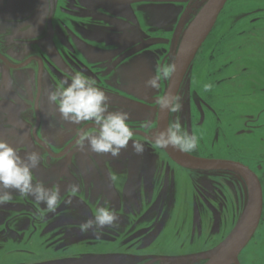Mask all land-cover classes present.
<instances>
[{"label": "flooded vegetation", "instance_id": "1", "mask_svg": "<svg viewBox=\"0 0 264 264\" xmlns=\"http://www.w3.org/2000/svg\"><path fill=\"white\" fill-rule=\"evenodd\" d=\"M150 1L174 6L182 4L188 6L187 10L191 6L198 5V0H0V141L7 142L21 156L26 152H39L43 158L41 171L46 167L44 165L46 158L52 162L64 161L65 166L60 169L58 179L54 176L53 167H48L51 171L48 179H40L38 177L41 174L36 173L38 180L44 185L58 186L62 201H67V203L62 202L55 213H47L44 218L37 216V208H42L43 205H37L33 199L29 201L30 206H19L15 202L0 204V209L15 210L20 222V226L17 224L15 226L14 223L7 226V221H0V234L3 232L7 234V230L13 231L14 236L20 233V240L26 239V243L32 246L3 250L6 244L0 243V264H7V259H16L19 256L36 264L43 256L39 250L41 246H55L61 242L64 244V253L55 254L58 256L54 260L56 264H159L167 259L176 260V255L175 257L165 254L166 251L160 241L159 243L149 242L147 240L149 235L147 239L146 237L126 238L124 244L129 248L124 251H120L118 246L111 252L104 253L101 248L105 243L108 247L117 246V240L124 239L118 238L120 229L133 231V235L134 230H147V233L156 230L157 232L161 231L165 222L161 217L163 210L151 212L156 203L145 209L141 208L140 202L143 201V197L150 200L149 188L153 185L152 161L149 156L151 147L148 143L152 144L150 131H158L159 127L160 110L157 108L156 98L166 94L171 78L161 82L163 87L161 91L147 87L145 82L156 74L161 64L170 62L175 64L183 36L177 49L174 47L172 61H167L168 58L164 57L155 62L154 56L158 54V50H154L156 45L151 49V46L147 45L149 42L140 34L135 36L130 25V19L134 20L137 17L132 13L133 6ZM120 10L124 13H120ZM183 13L175 25V34H179L181 29ZM165 31L172 32L173 29L167 27ZM136 41H140L138 43L141 45L137 46ZM191 66L192 64L176 95ZM75 72H80L96 81V85L108 95L111 111L122 109L130 114L128 124L134 130L133 139L137 137L147 143L143 155L133 152L131 142L129 147L122 150L117 157L97 154L87 147L81 149L78 146L81 132L93 131V126L89 123L74 125L64 121L56 105L48 99L49 92L69 73ZM136 108L142 112L156 113L157 111V113L154 117L149 116L139 121L134 115ZM171 115L172 112L169 111L168 127L174 122ZM150 118L152 122L150 128L144 127ZM162 150L167 154L164 149ZM187 153L199 156L194 152ZM141 164L144 170L142 180L139 172ZM176 164L196 172L232 171L195 170ZM71 165L78 172L77 174L71 171ZM234 172L244 176L238 171ZM257 176L259 177L258 174ZM50 177L52 180H49ZM244 178L246 179L245 176ZM259 179L262 184L260 177ZM73 184L79 185V191L76 193L70 191V186ZM142 193L145 196H141ZM186 195L194 201L195 205L198 203L196 196L187 193ZM159 199L160 197H158L160 203ZM180 199L182 200V195ZM105 202L116 211L119 221L116 227L105 228L104 231L114 230L116 236L103 239L88 236V234H94L92 231L82 233L79 230V224L92 217L97 206ZM183 211L187 213V207L181 210V213ZM154 214L158 215L151 220L150 216L152 215L153 218ZM139 215L144 222L134 221ZM179 227L182 228L183 225ZM187 230L190 232L191 227ZM104 231L97 233L101 235ZM183 232L187 233L181 229L180 234ZM57 233H60L62 237L55 238L53 235ZM42 234L43 236L50 234L54 238L35 237ZM130 235L128 231L126 236ZM16 239L18 240L19 237L14 238V241ZM72 245L78 247L71 248ZM87 246L92 249L87 251ZM133 246H138V249L135 250ZM151 249L157 250L156 253ZM68 250L72 252L67 254ZM159 251H164V254ZM208 251H197L196 254ZM201 261V264H204L207 260ZM239 262L242 264L240 260Z\"/></svg>", "mask_w": 264, "mask_h": 264}, {"label": "rangeland", "instance_id": "2", "mask_svg": "<svg viewBox=\"0 0 264 264\" xmlns=\"http://www.w3.org/2000/svg\"><path fill=\"white\" fill-rule=\"evenodd\" d=\"M206 1L198 0V5L191 6L188 10V6L182 4L174 6L150 1L133 6L132 13L137 17L134 20L129 17L127 19H130L131 29L134 30L135 36L140 34L151 43L147 44L151 46V49L156 45L154 50H158V54L154 56L155 62L164 57L168 58L167 61H172L174 49H177L181 37L184 38L194 17ZM182 12L184 16L182 25H180L181 29L179 34H175V25ZM120 13L124 11L120 10ZM167 27L173 31L166 32ZM138 42L140 41H136L137 46L140 44ZM204 84H211V90L204 91ZM162 89L163 87L159 91ZM178 95L181 97L182 109L179 113L172 112L171 117L173 121H180L182 129L195 133L200 138L199 147L193 152L202 157L237 160L248 165L262 180L264 198V0H228L226 2L211 34L193 61ZM141 112L136 108L134 113L139 121L149 116L154 117L157 113V111L156 113ZM136 140L147 146L142 139L136 137ZM148 145L151 147L149 156L152 161L153 185L151 188L148 187L150 200L143 197L140 203L141 208L145 209L156 203L151 212L163 210L161 216L162 219L164 218L162 221H165L164 224L162 223L163 227L161 231L151 230L149 233L147 230H134V235L133 231L119 228L118 238L124 239L117 240V246L108 247L105 243L101 248L104 253L111 252L118 246L120 251H124L129 248L124 244L126 238L143 239L146 237L147 239L149 235L147 240L151 243L160 241L166 255L179 257L175 256L176 260L167 259L159 264H201V258L181 255L192 256L197 255V251H208L217 247L227 237L247 205L248 183L244 176L234 171L196 172L184 169L178 166L161 148H156L149 143ZM44 160L45 169L41 171V166L34 169V176L37 178V173H40L41 176L38 178L48 179L51 173L49 168L53 167L54 176L58 179L60 169L65 166L64 161L52 162L47 158ZM139 169L142 177L144 174L142 164ZM71 171L74 174L78 173L72 165ZM49 180L52 178L50 177ZM158 192L161 193L158 194ZM186 193L196 196L198 203L195 205ZM141 196L145 194L142 193ZM158 197H160V203ZM31 200L30 197L14 194L8 202H15L19 206H30L29 201ZM186 207L188 212L181 213V210ZM0 212V221H7V226L11 223L20 226L15 210L0 209ZM157 215L154 214L153 218L151 215V220ZM134 221L144 222L140 215ZM180 225L183 227H179ZM190 227L191 230L188 232L187 229ZM181 229L187 233L180 234ZM128 231L131 234L129 237L126 236ZM12 232L7 230V234L4 232L0 234V243L6 244L3 250L23 246L32 247L26 243V239L20 240L19 232L17 236H14ZM53 236L62 237L60 233ZM53 236L42 234L35 237L50 239V237L54 238ZM88 236L105 239L116 236V233L114 230H106L101 235L95 233L88 234ZM18 237L19 239L14 241V238ZM61 243L55 246H39L43 256L36 264H56L54 260L58 256L55 254L64 253V244ZM73 247L78 246L72 245L71 248ZM87 248V251L92 249L90 246ZM133 248L137 250L138 246H133ZM77 250L76 253H78ZM151 251L156 253L157 250L151 249ZM71 252L72 250H68L67 254ZM163 252L159 251L164 254ZM238 258L242 264H264V207L257 231ZM7 264L32 263L27 258L19 256L16 259H7Z\"/></svg>", "mask_w": 264, "mask_h": 264}, {"label": "clouds", "instance_id": "3", "mask_svg": "<svg viewBox=\"0 0 264 264\" xmlns=\"http://www.w3.org/2000/svg\"><path fill=\"white\" fill-rule=\"evenodd\" d=\"M176 72L174 63L161 64L155 75L145 82L147 87L158 90L161 82L169 80ZM204 91H210L211 84H204ZM48 99L56 105L61 118L71 124L89 123L93 131H82L78 146L87 147L97 154H109L117 157L129 147L137 155H143L146 145L133 139L134 130L129 126L130 114L126 111H111L109 97L96 85V81L80 72L69 73L56 87L49 92ZM156 105L160 111L179 113L182 109L181 97L171 93L158 96ZM151 121L144 125L150 128ZM152 145L156 148L173 147L184 152L196 151L200 138L182 129L179 120L160 131H150ZM43 164L39 152H26L23 156L5 141H0V204L13 198L14 194L32 198L37 205V216L44 218L47 213H55L62 201L58 186L48 187L34 176V169ZM70 191H79V185L70 186ZM119 216L107 202L98 205L93 216L79 224L82 233L92 231L94 234L105 228L118 225Z\"/></svg>", "mask_w": 264, "mask_h": 264}, {"label": "water", "instance_id": "4", "mask_svg": "<svg viewBox=\"0 0 264 264\" xmlns=\"http://www.w3.org/2000/svg\"><path fill=\"white\" fill-rule=\"evenodd\" d=\"M228 0H208L200 10L179 48L175 65L176 72L171 77L166 93L176 95L184 77L204 41L214 28L216 21ZM169 111H160L158 131L167 128ZM179 165L195 170L225 169L242 173L249 184V199L239 221L226 239L211 251L192 255L206 259L204 264H240L239 254L253 238L262 217L263 189L257 174L247 165L220 158H205L191 155L182 150L169 147L164 149Z\"/></svg>", "mask_w": 264, "mask_h": 264}, {"label": "bare ground", "instance_id": "5", "mask_svg": "<svg viewBox=\"0 0 264 264\" xmlns=\"http://www.w3.org/2000/svg\"><path fill=\"white\" fill-rule=\"evenodd\" d=\"M168 127V126H167Z\"/></svg>", "mask_w": 264, "mask_h": 264}]
</instances>
